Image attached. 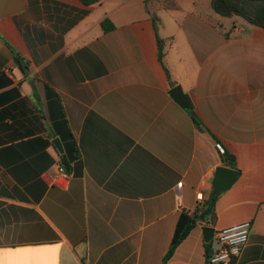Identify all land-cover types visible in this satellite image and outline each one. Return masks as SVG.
Wrapping results in <instances>:
<instances>
[{"label":"crops","instance_id":"crops-1","mask_svg":"<svg viewBox=\"0 0 264 264\" xmlns=\"http://www.w3.org/2000/svg\"><path fill=\"white\" fill-rule=\"evenodd\" d=\"M200 2L155 3L169 79L144 0H0V264H163L231 168L219 145L241 175L165 264H206L203 227L246 221L233 264H264V28ZM56 139L78 152L59 184Z\"/></svg>","mask_w":264,"mask_h":264},{"label":"trees","instance_id":"trees-1","mask_svg":"<svg viewBox=\"0 0 264 264\" xmlns=\"http://www.w3.org/2000/svg\"><path fill=\"white\" fill-rule=\"evenodd\" d=\"M80 1L85 6H91L100 3L102 0H80ZM144 2L147 11L150 14L151 20L154 24V28L157 34L160 62L162 63V65H164L168 78L170 79L169 70L166 68L164 64V58H165L164 47L166 42L162 40L158 35V30L160 27L161 20L157 16L155 3L159 2L162 4L163 8L168 10H174L177 8L176 5L177 0H144ZM211 5L214 13L220 17L223 18L238 17L244 20L249 25L264 28V0H212ZM85 13L86 12H83L82 15H84ZM102 28L104 32L107 33L112 31L115 28V26L110 19L106 18L102 22ZM170 85L173 86L174 84L171 83ZM192 119L198 130L205 131L211 134L210 130L206 128V126L203 124L202 120L199 118L197 114L192 115ZM212 136L214 137L216 143L220 144L218 138L213 134ZM226 153L228 154V158H229L228 165L233 169H237L234 157L231 154H229L227 151ZM77 156H78L77 148L76 145L73 144L72 149L61 156V162L63 166L66 169H68L70 162L76 160ZM211 196H212L211 201L206 202L202 210L198 208L192 214H189L188 212L185 211L182 212L172 243L163 260V264L167 263L172 259L179 245L189 236V234L196 225L193 222H197L199 220L205 221L206 216L212 213L218 195L212 194ZM212 246H213L212 242L205 243L206 264H210V258L212 256Z\"/></svg>","mask_w":264,"mask_h":264},{"label":"built area","instance_id":"built-area-1","mask_svg":"<svg viewBox=\"0 0 264 264\" xmlns=\"http://www.w3.org/2000/svg\"><path fill=\"white\" fill-rule=\"evenodd\" d=\"M52 181L59 184L68 181L70 175L62 163L56 165ZM197 200L203 205V194H197ZM252 222L246 221L229 228L217 231L212 239V256L210 264H233L249 241Z\"/></svg>","mask_w":264,"mask_h":264},{"label":"water","instance_id":"water-1","mask_svg":"<svg viewBox=\"0 0 264 264\" xmlns=\"http://www.w3.org/2000/svg\"><path fill=\"white\" fill-rule=\"evenodd\" d=\"M169 94L172 98L187 111H190L192 115L196 114L194 109V104L192 102V98L189 94L185 93L182 86L177 85L173 87ZM55 146L57 147L58 151L63 154L64 150L62 147L61 142L59 139L54 141ZM217 151L220 154V158L223 164L229 163L228 154L226 153L225 149L222 148L220 145L217 147ZM241 173L232 168H228L225 166H220L216 169L212 189L214 195H220L226 191H228L239 179ZM208 224L210 223V216L206 217ZM196 224V222H193ZM203 234L206 243H209L215 234V228L213 226H205L203 227Z\"/></svg>","mask_w":264,"mask_h":264},{"label":"rangeland","instance_id":"rangeland-1","mask_svg":"<svg viewBox=\"0 0 264 264\" xmlns=\"http://www.w3.org/2000/svg\"><path fill=\"white\" fill-rule=\"evenodd\" d=\"M207 2H208V0L207 1L206 0H201L199 6L201 7L202 5H206ZM236 18H238V17H236ZM238 20H241V18H238ZM227 27L228 28L231 27V24L229 22H227Z\"/></svg>","mask_w":264,"mask_h":264}]
</instances>
